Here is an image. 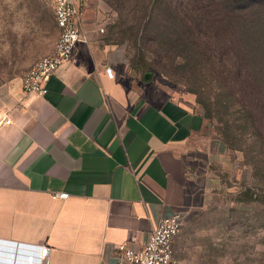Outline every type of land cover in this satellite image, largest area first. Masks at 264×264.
<instances>
[{
	"label": "crops",
	"instance_id": "crops-1",
	"mask_svg": "<svg viewBox=\"0 0 264 264\" xmlns=\"http://www.w3.org/2000/svg\"><path fill=\"white\" fill-rule=\"evenodd\" d=\"M89 43L43 97L22 78L0 86V264H38L44 244L49 264H116L115 245L141 249L189 203L188 155L204 120L164 87L128 84L105 46Z\"/></svg>",
	"mask_w": 264,
	"mask_h": 264
},
{
	"label": "rangeland",
	"instance_id": "rangeland-1",
	"mask_svg": "<svg viewBox=\"0 0 264 264\" xmlns=\"http://www.w3.org/2000/svg\"><path fill=\"white\" fill-rule=\"evenodd\" d=\"M82 4L87 40L99 51L105 46L108 64L120 65L128 84L164 87L204 120L188 155L192 196L174 240L177 262L264 264V115L257 138L238 105L250 101L242 84L251 85L249 75L264 96V6L250 17L253 25L241 42L247 60L242 71L239 40L224 35L217 21L205 17L195 27L187 15L189 29L177 32L156 8L141 23L137 13L118 11L106 0ZM57 38L52 0H0V86L23 78Z\"/></svg>",
	"mask_w": 264,
	"mask_h": 264
},
{
	"label": "built area",
	"instance_id": "built-area-1",
	"mask_svg": "<svg viewBox=\"0 0 264 264\" xmlns=\"http://www.w3.org/2000/svg\"><path fill=\"white\" fill-rule=\"evenodd\" d=\"M52 4L54 23L58 29L53 51L37 61L22 78V90L37 97L46 95L47 82L70 60L75 46L87 41L82 31L85 13L82 0H52ZM106 74L111 76V70L106 69ZM186 196L189 200L192 196L187 186ZM54 197L64 200L68 195L61 193ZM184 218V210H181L160 219L137 251L122 244L115 245L116 264H178L173 255L172 243L182 229ZM37 250V263L49 264L50 247L44 244Z\"/></svg>",
	"mask_w": 264,
	"mask_h": 264
},
{
	"label": "trees",
	"instance_id": "trees-1",
	"mask_svg": "<svg viewBox=\"0 0 264 264\" xmlns=\"http://www.w3.org/2000/svg\"><path fill=\"white\" fill-rule=\"evenodd\" d=\"M138 1L106 0L116 9L118 7V11L127 9V14L133 13L134 15L137 13V21L141 23L152 17V9L156 8L163 11V21L167 25H170L171 21L175 22L177 32L189 29L188 23L185 22L187 15L191 19L190 21H193L195 27H200V21L204 22L205 17L212 22L217 21L220 23L221 32L224 35L229 37L233 33L237 37L236 40H239V44H236L237 62L242 71L247 67V60L244 57L241 42H245V37L249 36L253 25L250 17H253L254 12L264 6V0H186L184 4L182 2L170 4L166 2L167 0H141L140 3ZM252 4L256 6L253 8L251 7ZM210 15L211 17H209ZM247 77L251 81V85L248 87L245 80L242 81V84L244 86L243 91H246L245 96L250 101L246 104L238 100V105L246 113V116L244 115L246 117L245 121L251 124L253 134L260 138L262 133L259 131L258 122H260L261 116L264 115L262 113L264 96L259 91V85L255 83V77L250 75ZM243 78L245 79V77Z\"/></svg>",
	"mask_w": 264,
	"mask_h": 264
},
{
	"label": "water",
	"instance_id": "water-1",
	"mask_svg": "<svg viewBox=\"0 0 264 264\" xmlns=\"http://www.w3.org/2000/svg\"><path fill=\"white\" fill-rule=\"evenodd\" d=\"M146 79H149V75H147Z\"/></svg>",
	"mask_w": 264,
	"mask_h": 264
}]
</instances>
